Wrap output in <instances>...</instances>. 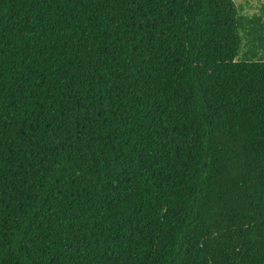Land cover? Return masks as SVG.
Instances as JSON below:
<instances>
[{
  "label": "trees",
  "instance_id": "obj_1",
  "mask_svg": "<svg viewBox=\"0 0 264 264\" xmlns=\"http://www.w3.org/2000/svg\"><path fill=\"white\" fill-rule=\"evenodd\" d=\"M233 0H0V264H264V56Z\"/></svg>",
  "mask_w": 264,
  "mask_h": 264
},
{
  "label": "rangeland",
  "instance_id": "obj_2",
  "mask_svg": "<svg viewBox=\"0 0 264 264\" xmlns=\"http://www.w3.org/2000/svg\"><path fill=\"white\" fill-rule=\"evenodd\" d=\"M241 22L242 38L237 61L259 60L264 56V0H233Z\"/></svg>",
  "mask_w": 264,
  "mask_h": 264
}]
</instances>
